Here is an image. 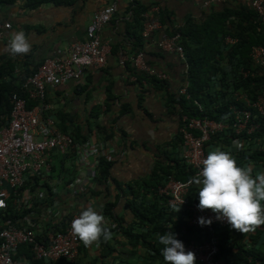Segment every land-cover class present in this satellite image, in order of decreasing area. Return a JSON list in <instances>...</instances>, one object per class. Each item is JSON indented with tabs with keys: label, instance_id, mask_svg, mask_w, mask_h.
Returning a JSON list of instances; mask_svg holds the SVG:
<instances>
[{
	"label": "crops",
	"instance_id": "1",
	"mask_svg": "<svg viewBox=\"0 0 264 264\" xmlns=\"http://www.w3.org/2000/svg\"><path fill=\"white\" fill-rule=\"evenodd\" d=\"M36 1L39 3L35 5H29V0H14L12 3L0 4V21L12 24L10 31H0V61H7L6 67L9 63L17 65L13 73L17 77V86L25 96L27 94L22 89L25 73L31 72L36 65L54 56L57 51L66 52L74 41H85L87 28L94 16L113 2V0ZM117 1L116 14L101 31V39L110 50L105 68L99 71L87 69L81 80L70 81L48 89L47 100L52 107L50 115L55 119L58 130L77 135V138L84 142L100 143L111 156L109 162L112 164L110 168L112 180L108 182L110 187L108 190L104 185H99L96 180L90 179L89 168L75 170L72 166V157L57 154L52 156L53 167L65 169L72 166L74 175L69 174L70 178L81 180L77 188L81 189L82 193L78 191V199L75 200L76 208L82 211L83 208L90 206L88 200L95 197L99 203L114 204L111 209L113 223L116 222L118 227L119 223L129 227L135 221V216L133 208L127 204V196L120 195L121 189L132 187L136 192L138 190L139 193L146 195L144 192H146L147 183L152 182L151 177L155 171L162 177V182L166 181L170 174L183 181H187L184 179H190L192 176L188 168L183 169L178 165L181 163V147L180 140L176 141L175 138L179 134L180 120L178 112L168 105V95H179L178 90L188 78L185 75V64L180 60L179 55L176 52H166L157 45L162 32L171 36L175 31L184 29L189 33V37H186L188 47L194 48L193 42L201 38L199 43H204L209 56L213 58L220 51L218 55L224 62L226 71L230 72L228 77L231 86L233 83V89L230 86L222 87L223 77H221L220 85L217 84L218 72L211 74L210 64L203 69V77L212 76L211 85L214 83L217 88H223L228 92L229 89L232 90L230 97L239 102L244 103L242 100L245 96L255 99L258 94L264 92V81L259 80L264 78V68H257L254 75L251 73L248 78L241 79L239 72L242 64L248 60L246 51L238 53L234 52L232 47L219 48V38L223 34L236 38L238 41L246 40L245 34H240L238 22L242 21L245 26L249 25V22L240 14L245 9H252L253 0ZM154 6L158 7L157 17L162 29L147 39L143 37L145 40L142 50L145 51V60L150 67L167 72L171 77V82L163 88H159L158 85L157 87L156 85L145 86V81L144 85H140L136 82V76L131 73V68L134 67L132 58L139 50L131 44L136 38L128 34L136 26L135 10L144 8L147 12ZM143 15L139 11L136 14L137 19L143 20L145 26L148 20ZM208 26L211 32L205 34L203 30H207ZM21 29L30 39L32 48L28 53H12L8 47L10 34ZM257 32H261V29L257 28ZM138 35H142L141 28ZM261 35L262 33H258V36L261 37ZM10 78L9 76L0 77V83L9 82ZM188 81L191 85L190 80ZM3 104L1 100L0 106L2 107ZM6 108L4 107L2 112L0 109V114L8 117L10 108ZM213 142L210 151L221 146L226 149L234 144V141H228L230 143L227 144L224 139L218 142L213 140ZM251 158L248 156L247 159L236 158V162L240 166H251L253 176L264 172V159ZM160 168H163L165 172ZM54 175L58 176V172ZM57 180L58 178L55 177L48 184L50 186L53 183L52 186L61 197L60 205L61 203L64 205L65 202L72 201L71 194L65 186L62 189L57 188L55 186L58 184ZM114 181L121 188H118ZM95 190L98 195L92 193ZM65 193L68 194L64 195ZM39 208L43 209L42 206ZM165 215L166 228L171 224L172 214L167 211ZM182 227L183 216L179 217L171 228V231L177 234V238H182ZM116 230L112 232V237L108 240L109 247L105 249H108L107 252L103 249L100 251L93 243L86 253H80V264H150L152 256L162 255L163 244L160 242V253L149 251L144 244H139L136 249H140L138 255H133L131 244H122V242L128 243L129 240L127 236H124L125 232L120 231V227ZM191 232L192 230L188 229L183 238H187L188 233ZM198 235L202 237L201 232ZM215 235L220 241V235L218 233ZM211 237V235L206 236V238ZM230 247L233 248L232 250L239 251L252 247L260 248L261 256L244 257L239 264H256L255 260L264 262V225L247 232L235 229V239ZM26 254L29 252L26 251Z\"/></svg>",
	"mask_w": 264,
	"mask_h": 264
},
{
	"label": "built area",
	"instance_id": "2",
	"mask_svg": "<svg viewBox=\"0 0 264 264\" xmlns=\"http://www.w3.org/2000/svg\"><path fill=\"white\" fill-rule=\"evenodd\" d=\"M117 3V0H113L94 16L87 28L85 41H74L66 52L57 51L54 56L45 59L34 73L25 77L22 89L27 96L13 93L10 97L9 116L0 114V221L2 213L9 208L10 199L19 210H29L27 215L17 220L18 223L21 222L20 227L0 223V264H33L29 256L34 261L42 262L41 264L61 261L69 264L80 259L81 240L72 232L71 224L81 212L75 205L78 191L82 193V190L77 188L81 180L76 178L67 186L76 189V192L70 193L73 202L70 200L64 205H60V200L54 201L53 204L45 201L48 198L46 186L35 194L24 188L28 179H39L40 186L44 185V180L49 183L53 167L52 156L55 154L72 157L75 170L89 168V177L92 180L97 177L101 158L105 157L111 161V156L102 144L76 141L71 134L58 130L55 119L50 115L52 107L47 100V92L50 88L81 80L86 69L99 71L105 68L110 50L101 39V31L116 14ZM251 7L257 20L264 24V0H253ZM157 12L158 7L154 6L143 15L148 20L142 30L145 39L162 29ZM11 29L10 22L0 21V31L8 32ZM180 39V34L170 36L162 32L157 45L166 52H176L179 55L185 64L187 76L188 58ZM224 41L226 48L238 43V39L231 36H227ZM249 59L251 64H242L239 72L242 79L248 78L251 73L254 75L257 68H264V46H252ZM132 61L138 72L161 81L171 80L168 73L155 70L147 64L143 51L136 54ZM189 85V81L185 79L178 90L179 96L187 100L191 99ZM30 101L35 102L31 107ZM242 101L244 107L232 104L233 116L230 122L208 116L194 118L187 114H178L181 162L192 172V176L183 181L170 174L166 181L157 186L156 193L145 195V200L158 201L161 209L172 214L171 224L166 227L167 232L171 231L174 223L183 216L182 238L188 229L202 233L199 244L194 243L193 238L190 242L184 239L182 241L186 250L194 251L197 259L205 264H222L215 260L220 249L219 239L217 236L206 238L207 234L212 233L211 230L216 225L231 226L226 219H217L216 213L211 209L201 210L197 206L199 200L191 198L192 194L199 197L200 187L195 177L198 176L202 162L211 150L213 140L218 138L215 141H234V144L226 149L220 143L219 145L220 149L231 152L235 158L250 152L249 149H258L257 151L264 153V137H260L259 132L262 127L259 120L264 117V92L258 94L255 99L245 96ZM52 185L53 183L50 186ZM53 192L58 193L56 188ZM122 195L127 196L128 202L130 199L139 201L129 192ZM88 204L102 211L108 228L118 227L116 222L113 223L112 216L105 213L106 202L99 203L95 197H91ZM200 217L211 218V224L201 225L198 219ZM95 245L100 249V243ZM23 247L28 249L29 255L22 252Z\"/></svg>",
	"mask_w": 264,
	"mask_h": 264
},
{
	"label": "trees",
	"instance_id": "3",
	"mask_svg": "<svg viewBox=\"0 0 264 264\" xmlns=\"http://www.w3.org/2000/svg\"><path fill=\"white\" fill-rule=\"evenodd\" d=\"M14 0H0V4L1 3H12ZM29 5H35L38 4L39 1L36 0H29ZM138 11L140 13H143L146 11V9L144 10V8H140V10H135V21H136V26H134L133 31L128 32V34L133 37L135 39V41H132L131 44H133V47H135V49H139L138 51L141 52L143 51V42H144V38L141 35H138V31L139 28H141V32H142V28H143V20H138L136 14L138 13ZM245 13V15H243ZM141 15V14H140ZM241 17L244 16V19L247 20L249 22L248 26H245L242 21H239L238 23V27L241 29L240 30V34H245L246 40H250L251 42L248 43V41L244 40L243 41H238L237 45L233 46L231 49H234V52H238L241 53V51H246V54H249L252 46L254 45H262L264 46V24L259 22L257 20V16L255 14V12L252 9H245L243 10V12L240 14ZM256 20V21H255ZM245 26V27H244ZM139 27V28H138ZM209 27H206L207 30H203L205 34L210 33L211 30L209 31ZM257 28L258 30L261 29V32H257ZM212 29V27H211ZM258 33H262L261 37L258 36ZM175 34H180L181 35V39H180V43L183 45L184 50L186 52L187 58H188V65H189V69H188V75L187 78L188 80H190L191 85L189 87V94L191 95V99L187 100L185 97L179 96V95H172L169 94L168 95V105L172 110H175L178 112L179 115L181 114H187L190 117H194V118H202L205 116H208L212 119H222L226 122H230L232 116H233V111H232V104H237L240 107H244V103L239 102L237 100H235L234 98L230 97V90L229 92L226 90L224 91L223 88L219 89L217 88L216 84H212L211 85V79L212 76L208 75L207 78L203 77V69L206 67V65L208 66V64L211 65V74H216L218 72V82L220 85V81H221V77H223L222 80V87H231V83H230V79L228 77V75L230 76V72H227L225 67L223 66V61L222 59H220V55L216 56H209L208 51L206 49V46L204 45L203 42L199 41L201 40V38H199L198 40L193 42V46L194 48L188 47L187 45V41H186V37L188 36V32L184 29H180L174 32ZM198 35V34H197ZM257 35V36H256ZM224 34L222 35L221 38H219V44L220 47H227L224 41V38H226V36H224ZM185 37V39H184ZM258 37V38H255ZM263 39V40H262ZM245 43V45H243ZM141 50V51H140ZM137 51L136 54H138L139 52ZM145 53V51H143ZM135 54V55H136ZM236 56V55H234ZM3 60V59H1ZM247 62H245V64L250 65V59L248 56V60H246ZM6 62L7 61H0V77H4V76H9L11 77L9 82H5L0 83V101L2 100L4 102V104L2 105V107L0 106L1 112L4 110L3 108L7 106L6 109H9L11 107L10 104V97L13 93H18L19 95L25 97L24 93L21 91L20 87L17 86L16 84V78L14 76L13 71L15 70V68L17 67V65H12V63H9L8 67H6ZM43 62V61H42ZM42 62L38 65H36L31 72H27L25 73L24 76H29L32 73H34L37 68L42 64ZM12 69V70H10ZM164 72V71H163ZM131 73L133 75L136 76V82L138 84H143L144 85V81H145V86H149V85H158L159 88H163V86L166 87V85L171 82V81H161L155 77H149L144 73L138 72L134 67L131 68ZM167 73V72H166ZM4 74V75H3ZM242 79V78H241ZM261 81H264L263 79H259ZM144 86V87H145ZM264 87V85H263ZM198 101L199 103L195 102ZM35 102L34 101H30L29 102V107H31L32 105H34ZM202 111V112H201ZM262 125L261 129L259 132H261V134H263L264 136V117L262 119L259 120ZM74 140L76 141H82L80 139L77 138V135L75 136L74 134L70 133ZM181 138L179 136H177V140L179 141ZM218 138H216L215 140H217ZM176 140V141H177ZM181 141V140H180ZM225 143L229 144L230 142H228L227 139L224 140ZM245 157L247 159V155H241L237 158H242ZM252 157V158H251ZM248 158L254 159V160H263L264 159V154H255V155H250ZM111 163L105 158L102 157L100 160V165L98 167V174L96 177V182L99 185H104V187H107V190L110 188L108 187V182L110 181L111 177H110V168H111ZM179 166H181L183 169L186 168L185 165L181 163H178ZM162 171H164L163 168H160ZM56 170V171H55ZM74 169L71 167L69 168H60L56 169L55 166L52 168V175L50 179H54L55 177L58 178L57 182L58 184L55 185L57 188L62 189L63 186L67 187L69 186L71 183H73V179L70 178V175H74L73 174ZM55 172H58V176H55ZM165 172V171H164ZM192 174V172L190 171V175ZM190 177V176H189ZM66 178V179H65ZM152 178V182L151 183H147V189L146 192H144V194H151V193H156V189L157 186L162 182V177L159 176V173H157L156 171L154 172ZM189 178H186L184 180H188ZM29 180V179H28ZM26 182V186L24 189H28L30 191L31 194H35L36 191H38L39 189H43L45 186L47 187L46 190V195L48 196V198L45 200L47 203L53 204L54 201L56 200H61V197L59 195V193L55 194L53 192L54 186H49L48 180H44V185L40 186L39 184V179H31V181ZM69 180V181H68ZM112 180V179H111ZM115 184H117L114 181ZM118 188H121L120 185L117 184ZM131 189V190H130ZM130 189H121L119 192L120 195L124 194L126 195V192H129L131 195H133V197L135 196V198H137L139 201L137 200H129V202L127 201V204L129 205V207L133 208V214L135 216V221L133 222V224H130L129 227H125L122 224L119 223V227H120V231L125 232L124 236H127L129 238L128 243L122 242V244H131L132 249H133V255H138V250H136L138 248L139 244H144V246L149 250V251H155L156 253H160V243L158 240V234H163L165 233V220L167 219L166 217V210L161 209L160 208V204L158 203V201L150 199V200H145L146 196L139 193V191L137 190V192L130 187ZM76 192V189H71L68 188V193H74ZM68 193H65L64 195H67ZM95 195H98L97 191H93L92 192ZM191 198L193 200L198 201L199 197H196L195 194L191 195ZM9 208L7 210H5L2 215H1V219L2 221H0V223L2 225H6V223H9L8 225H16L18 227H20L21 222L18 223L17 220L21 219L22 217H24L25 215H27L29 213V210H19L16 206L13 205V200L10 199L9 201ZM114 204H107L105 205V213L108 216H112L113 219V215H112V211L111 209L113 208ZM118 227V228H119ZM117 228V229H118ZM111 232L115 231L116 229H111ZM141 229V231H140ZM117 231V230H116ZM235 229L234 228H226V229H217L216 233H218L220 235V241H221V254H224L225 252H230L232 251V247H230V244L234 241L235 239V235H234ZM198 233H200V231L198 230H192L191 233H188L187 238L188 239H200V236L198 235ZM102 243V244H101ZM108 240L104 241L101 240L100 245L102 247L103 250H105L107 247H109L108 244ZM91 245L89 246H85L84 243L81 241V245H80V253H86L87 250L89 249ZM164 247V245H163ZM145 248V249H146ZM256 256H261L262 252H260V248L257 247H252L251 248ZM143 250V249H142ZM28 251V249L26 247L22 248V252ZM106 252L108 251L105 250ZM253 252H246L247 254H251ZM260 253V254H259ZM228 254V253H227ZM29 255V254H28ZM244 254H241L238 256L239 261H243L244 258ZM29 259L33 262V264H39V261H34L32 259L31 256H29ZM81 260H74L73 262H70L69 264H80ZM156 262H160V264H165L163 255H157L155 254V256L151 257V262L150 264H155ZM54 264H66L61 262L58 263H54ZM109 264V263H106ZM196 264H203L201 262H196Z\"/></svg>",
	"mask_w": 264,
	"mask_h": 264
},
{
	"label": "clouds",
	"instance_id": "4",
	"mask_svg": "<svg viewBox=\"0 0 264 264\" xmlns=\"http://www.w3.org/2000/svg\"><path fill=\"white\" fill-rule=\"evenodd\" d=\"M8 47L12 53L23 54L31 50L32 44L25 31L21 29L10 34ZM260 137L263 138V134L260 133ZM257 150L249 149L250 152L243 155L246 154L249 157L262 153ZM202 163L203 166L198 176L195 177L196 183L200 185L197 206L201 210L211 209L216 213L217 219H226L231 225L223 227L216 225L212 228V233H205L216 236L218 228H234L241 232H247L257 226L264 225V172L253 176L251 166L238 165L231 152L220 148L210 151ZM198 219L201 225L212 222L211 218L200 217ZM71 230L85 246L93 243L99 245L101 240L107 241L112 237V232L106 226L102 211L92 206L83 208L80 214L73 219ZM182 239L190 240L177 238V234L172 231L165 230V233L158 234L159 242L164 245L161 251L165 264H196V262L205 264L197 259L194 251L186 250ZM201 240L200 236L199 240L194 239L193 242L199 244ZM116 249L120 250L118 247ZM99 250L101 251L102 248L100 247ZM141 251L143 250L141 249ZM246 252L253 253L246 255ZM241 254H244L245 257L256 256L251 248L242 251L236 249L221 254L220 245L215 260L222 264H239L238 256ZM255 263L264 264L261 260H255Z\"/></svg>",
	"mask_w": 264,
	"mask_h": 264
},
{
	"label": "rangeland",
	"instance_id": "5",
	"mask_svg": "<svg viewBox=\"0 0 264 264\" xmlns=\"http://www.w3.org/2000/svg\"><path fill=\"white\" fill-rule=\"evenodd\" d=\"M215 43V42H214Z\"/></svg>",
	"mask_w": 264,
	"mask_h": 264
}]
</instances>
